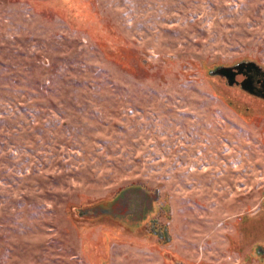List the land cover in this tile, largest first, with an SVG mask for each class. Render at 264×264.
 <instances>
[{"label":"rangeland","instance_id":"obj_1","mask_svg":"<svg viewBox=\"0 0 264 264\" xmlns=\"http://www.w3.org/2000/svg\"><path fill=\"white\" fill-rule=\"evenodd\" d=\"M240 62L264 0H0V264H264Z\"/></svg>","mask_w":264,"mask_h":264},{"label":"water","instance_id":"obj_2","mask_svg":"<svg viewBox=\"0 0 264 264\" xmlns=\"http://www.w3.org/2000/svg\"><path fill=\"white\" fill-rule=\"evenodd\" d=\"M240 72H242L244 74L245 73L249 74L251 72L252 73L253 72L264 73V69H262L261 67H259L258 65H256L253 62H240V63L233 65V66H230V67L216 68L215 70H213L211 72V74L214 76H219V77L224 78L226 81V84L229 87H232L235 84V85L239 86L240 90L247 92L253 96H258L261 99H264V96L256 95L252 92V90H251L252 84H251V81L249 80V78H247L246 80H243L240 83H237L234 80V75L237 73H240Z\"/></svg>","mask_w":264,"mask_h":264},{"label":"flooded vegetation","instance_id":"obj_3","mask_svg":"<svg viewBox=\"0 0 264 264\" xmlns=\"http://www.w3.org/2000/svg\"><path fill=\"white\" fill-rule=\"evenodd\" d=\"M247 78H249V80L251 81V84H252L251 90H252V92L254 94H256V95L264 96V73H262V72H257V73L253 72L252 73L251 72L249 74H246V73L244 74V73L240 72V73H237V74L234 75V80L237 83H240L243 80H246ZM232 87L239 88V86H237L235 84ZM245 93L248 94L251 97H254V98H257V99H260V100L264 101V99H261L258 96H253V95H251V94H249L247 92H245Z\"/></svg>","mask_w":264,"mask_h":264},{"label":"trees","instance_id":"obj_4","mask_svg":"<svg viewBox=\"0 0 264 264\" xmlns=\"http://www.w3.org/2000/svg\"><path fill=\"white\" fill-rule=\"evenodd\" d=\"M258 256H263V254L262 255H258ZM264 257V256H263Z\"/></svg>","mask_w":264,"mask_h":264}]
</instances>
